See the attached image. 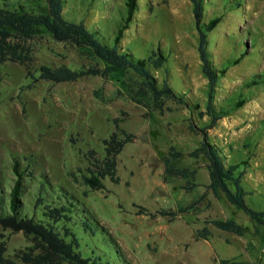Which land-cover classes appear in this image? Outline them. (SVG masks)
I'll return each mask as SVG.
<instances>
[{"label":"rangeland","instance_id":"rangeland-1","mask_svg":"<svg viewBox=\"0 0 264 264\" xmlns=\"http://www.w3.org/2000/svg\"><path fill=\"white\" fill-rule=\"evenodd\" d=\"M65 12L70 20L98 27L91 29L112 46L127 7L125 0H65ZM204 15L205 21L222 19L209 32L208 47L213 64L227 68L216 88L215 105L230 110L209 131V139L223 149L230 163H239L238 171H245L247 204L264 210V0H205ZM198 42L189 0H139L135 19L121 40L125 50L141 58L161 49L167 61L154 74L198 103L195 112L171 99L163 111L154 110L152 100L141 98L142 77L134 70L75 82L33 80L31 74L37 77L44 65L74 69L104 65L89 50L57 41L47 31L30 41L29 63L0 61V170L7 187L14 177L13 155L20 156L23 166V157L29 156L35 179L28 185L36 187V177L46 171L51 185L80 200L132 264H218L222 258L261 259L264 264V225L229 202L223 192L216 196L209 190L199 211L174 219L158 213L187 206L210 181L207 158L190 156L202 140L190 123L204 125L209 120L198 115L206 109L209 91ZM241 98L247 102L235 108ZM116 117L136 135L118 156L121 182L107 178L104 190H90L82 176L87 173L89 152L104 156L103 140L113 132ZM171 146L183 152L174 161L177 166L197 170L198 186L192 191L183 188L184 179H164L163 157ZM206 218H235L247 229L239 236L207 224ZM205 225L211 236L199 239L196 233ZM3 239L10 257L31 244L22 232L0 225Z\"/></svg>","mask_w":264,"mask_h":264},{"label":"trees","instance_id":"trees-1","mask_svg":"<svg viewBox=\"0 0 264 264\" xmlns=\"http://www.w3.org/2000/svg\"><path fill=\"white\" fill-rule=\"evenodd\" d=\"M193 4L195 26L199 33L198 52L201 69L208 78L209 91L205 110H200V118L209 120L204 125L190 123L193 131L202 136L200 145L190 152V156L199 158L204 155L210 181L206 191L187 206L178 210L166 208L158 213L176 218L180 213L201 210L207 201L208 191L216 196L223 192L226 198L238 209L243 210L257 224L264 225V210L250 207L246 202L247 190L243 185L245 171H238L239 163L232 164L227 160L223 149L209 139V131L216 127L218 121L230 114V110L215 105V92L219 80L227 68H218L213 64L209 50V32L214 30L222 20L215 16L205 21V0H189ZM127 14L119 27L114 45L103 42L97 31L90 28L84 21H73L66 15L65 0H0V61H12L27 64L32 61L29 43L40 32L47 31L60 42L73 43L79 48L89 50L104 65L96 64L90 67L74 69L69 66H41L38 76L31 74L33 80L44 79L53 82H75L79 79L110 74L126 70H134L142 77L139 89L141 98H149L153 109L163 111L168 99L184 105L192 112L200 109L186 93L176 91L167 80L162 83L154 74L155 69L162 68L167 56L161 49H154L146 58L135 56L130 50L121 46L124 33L134 21L139 8V0H125ZM240 59L234 61L238 63ZM136 98L138 102H143ZM247 102L241 98L234 107L239 108ZM114 130L104 142V156H96V151L89 152L87 173L83 182L90 190H104L105 180L109 178L114 183H120L118 156L125 146L136 139V135L120 125V118H114ZM183 156V152L171 146L163 157L164 179L168 177L184 179L183 188L194 190L197 170L189 167H179L174 162ZM13 178L7 187L3 171L0 170V225L12 232H22L31 242L19 249L14 257L7 256V240L0 241V264H132L122 252L118 241L102 226L85 208L80 200L65 189L55 188L50 183L46 171H41L36 177V187L29 186L35 179L32 169L34 160L29 156L22 159L13 155ZM231 185L233 187H231ZM141 212H147L140 207ZM153 216L156 213H150ZM207 224L243 236L247 227L235 218H206ZM258 232V229H257ZM199 239H209L211 230L207 225L196 233ZM218 264H259L256 261L237 260L234 258L219 259Z\"/></svg>","mask_w":264,"mask_h":264},{"label":"crops","instance_id":"crops-1","mask_svg":"<svg viewBox=\"0 0 264 264\" xmlns=\"http://www.w3.org/2000/svg\"><path fill=\"white\" fill-rule=\"evenodd\" d=\"M250 261H251V260H250ZM261 261H262V260L260 259V260H257L256 262H259V264H260V263H261Z\"/></svg>","mask_w":264,"mask_h":264}]
</instances>
